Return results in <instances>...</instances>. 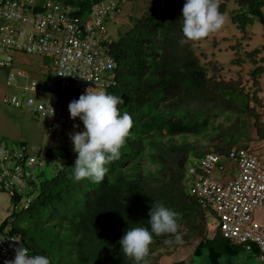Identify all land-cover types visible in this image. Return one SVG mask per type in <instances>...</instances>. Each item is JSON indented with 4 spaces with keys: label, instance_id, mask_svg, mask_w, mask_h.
Wrapping results in <instances>:
<instances>
[{
    "label": "trees",
    "instance_id": "1",
    "mask_svg": "<svg viewBox=\"0 0 264 264\" xmlns=\"http://www.w3.org/2000/svg\"><path fill=\"white\" fill-rule=\"evenodd\" d=\"M48 1L69 8V15L78 22L90 19L93 6L102 2L46 0L43 4L41 0H34L24 8L28 7L30 13L42 12ZM185 2H152L145 14L135 18L132 27L118 40H112L108 47L116 67L105 91L123 99L124 104L118 108L121 115L130 114L133 127L121 149L120 159L107 165L109 173L102 182L74 179L78 154L72 151L71 145L54 147L50 140L39 148H46V165L53 163L58 167L56 176L43 179L42 166L29 167L27 157L17 156L23 148L34 147L19 142L15 148H8L3 160H11L24 173L32 174L26 178V185L32 189L30 196L35 194L36 197L29 198L23 211L28 212L34 228L39 229L48 242V252L39 250L36 245L32 247L27 243L25 231L11 227L7 234L16 236L29 250V255L46 256L50 264H135L132 258L124 256L119 241L128 228L145 226L150 230L148 214L157 201L179 213L181 242L177 243L173 235H154L146 258L148 264H159L172 253L153 256L155 252L198 239L193 255L201 257L208 250L212 264H218L223 252L234 255L237 250L243 251L224 239L217 227H209V216L214 214L191 195L187 170L209 153H227L235 147L259 156L249 143L254 140L250 135V122L256 129L258 142L264 141V104L260 96L264 47L246 50L243 56L240 43L231 45L229 48L236 51L233 63L250 62L253 67L246 76L225 79L221 75L222 66L211 60L203 63L202 59L208 57L205 53H196L198 41L181 45ZM230 2L236 4L229 13L238 30L245 32L255 19L264 26V0H219V11L224 16ZM25 18L26 15L17 24L28 34L31 25L24 22ZM108 18L103 19L104 26ZM4 21L8 20L4 18ZM17 51L29 53L26 49ZM1 60H5L2 54ZM9 67H13V59ZM55 69L52 64V72ZM32 83L36 82L25 86ZM22 88L24 86L18 87L22 95L12 98L23 101L32 95L37 100L43 99L40 95L23 92ZM5 104L30 110L16 107L11 99ZM65 115L66 112L62 113L63 117ZM220 118L222 120L218 121ZM44 119L47 127L49 123ZM67 119L70 121L68 116ZM75 121L72 119L64 125L60 133L69 135ZM201 141H206L207 145L203 146ZM37 169L41 171L39 175L35 174ZM17 188L20 187L15 186L10 191L13 200L20 203L22 196L17 194ZM6 227L7 220L0 230L4 233ZM42 228L44 230H40ZM35 239H31L32 242ZM170 264H187V261L179 259Z\"/></svg>",
    "mask_w": 264,
    "mask_h": 264
},
{
    "label": "built area",
    "instance_id": "2",
    "mask_svg": "<svg viewBox=\"0 0 264 264\" xmlns=\"http://www.w3.org/2000/svg\"><path fill=\"white\" fill-rule=\"evenodd\" d=\"M33 3L34 0H22L20 3L0 0V54L5 58L0 65L10 66L13 50L26 49L29 53L47 55L56 66L53 72L51 70L47 83L52 91L40 94L37 84L32 83L24 86L22 91L40 95L45 102L31 95L23 101L17 97H6L5 103L11 99L16 107L23 106L40 113L49 123L47 142L51 140L54 147L68 144L74 149L70 134L77 131L73 130L67 136L60 134L68 123L62 116L61 96L68 90L79 93L91 86L105 91L110 84L116 63L109 54L112 39L106 38L103 19L115 17L125 0H102L93 6L90 19L84 22L74 20L68 10L51 1L47 2L44 11L30 13L24 5ZM25 15L24 22L31 25L28 34L17 24ZM4 18L11 22L4 21ZM55 34L60 38L57 39ZM17 75L24 77L25 73L20 70ZM9 80H16V75L10 74ZM80 131L83 132V127ZM46 154V148L38 150V153L23 148L17 156L27 157V165L31 167L44 166ZM15 164L11 160L0 162V190L8 191L15 186L23 188L26 178L32 175L30 171L24 173ZM187 174L191 181V195L215 215L217 228L224 239L244 252L255 253L264 263V161L249 150L235 147L227 153L207 154L196 165L189 166ZM216 175L223 180H218ZM21 244L16 236L0 230V264L14 259L13 249L21 247Z\"/></svg>",
    "mask_w": 264,
    "mask_h": 264
},
{
    "label": "rangeland",
    "instance_id": "3",
    "mask_svg": "<svg viewBox=\"0 0 264 264\" xmlns=\"http://www.w3.org/2000/svg\"><path fill=\"white\" fill-rule=\"evenodd\" d=\"M43 4L46 0H41ZM125 4L120 8L115 17L108 18L105 22V29L107 31V37L112 40H118L124 33H126L133 25V20L137 17H141L145 14L148 6L156 0H125ZM236 8L234 2H230L225 14L226 23L224 26L210 34L208 37L198 41L195 45L196 53L202 55L205 53L208 59H202L205 61H211L220 63L223 67L221 75L229 80L237 78L241 74L247 75L250 63L244 62L236 65L233 63L234 57H236V51L234 48H229L231 44H241V54L244 56L246 50H253L255 48L264 47V26L255 19L252 25L246 28L245 32L238 30V28L231 21L230 11ZM70 11V9H67ZM264 11V9H263ZM13 56V67H0V161H3L6 152L9 149L15 148L19 142L29 144V147H34L38 150L43 144H46L47 134L45 130V119L41 114L34 113L28 109H18L5 104L6 97L21 96L18 93V87H23L29 84L31 81L36 82L39 89H44L45 83L48 80V70L51 65L50 58L46 55H38L36 53H26L23 51L11 52ZM25 71V77H19L17 72ZM15 74L16 81H10L9 75ZM90 91H100L98 87H87ZM80 89V87H79ZM81 90L80 94H74L66 99V108L73 100H78L80 95L86 94V90ZM264 95V90H263ZM24 98V97H23ZM71 120L70 115H67ZM264 118V117H263ZM220 118L218 121H221ZM77 123V122H76ZM75 123V124H76ZM253 122H250V135L254 139L249 143L251 147L257 149L258 157L264 161V141L258 142V136L256 129L253 127ZM74 124V125H75ZM203 146L207 145L206 141H201ZM261 148V149H260ZM255 149V150H256ZM45 172V176L41 178H52L57 175V166L53 163L45 164L41 167ZM40 169L35 171L36 175L40 174ZM218 180H223L219 175H216ZM17 194L22 196L21 202L16 203L13 200V196L10 190H0V227L2 223L7 220L8 227L4 229V233L9 232L11 227H19L25 231L24 238L27 243L34 247L36 245L39 250H46L45 242L46 236L40 235L41 231L34 228V224L31 223L28 218V212L23 211V208L29 198H33L30 192L32 189L25 185L23 188H17ZM15 215L13 216V214ZM262 217H260L261 219ZM15 220V222H14ZM218 221L214 215L209 216V227L215 229ZM43 226L40 224V227ZM44 230V228L40 229ZM22 238V237H21ZM35 239L32 242L31 239ZM44 238V239H43ZM199 239L196 241L182 242L179 246H170L168 250L157 251L153 256H159L162 253H171L168 257L161 259L159 264H170L184 259L187 264H212V260L208 255V250L201 257L193 255L195 246L198 244ZM168 251V252H167ZM163 255V254H162ZM161 258V257H159ZM218 264H264L261 262L255 253H248L241 250H237L236 254H229L223 252L218 258Z\"/></svg>",
    "mask_w": 264,
    "mask_h": 264
},
{
    "label": "clouds",
    "instance_id": "4",
    "mask_svg": "<svg viewBox=\"0 0 264 264\" xmlns=\"http://www.w3.org/2000/svg\"><path fill=\"white\" fill-rule=\"evenodd\" d=\"M182 18L181 45L200 41L220 30L226 23V17L219 11V0H186L182 9ZM55 37L59 39L60 35L55 34ZM52 63L49 66L48 80L44 89L37 88L40 94H49L52 91L47 86ZM80 93L68 90L65 95L61 96L62 113L66 112L64 117L68 121L67 115H70L71 120L76 119L75 123L77 122L74 125V130L77 132L70 134L74 146L72 151L78 154L74 164V179L76 181L89 179L93 183H100L109 173L107 165L120 159L121 149L133 127V120L127 112L122 115L120 113L118 105L124 104L123 99L120 96L108 94L104 90L90 91V88L87 89L86 94L70 102L69 110H67L66 99ZM39 101L45 102V99ZM80 127H83V132L80 131ZM45 130L47 134L46 123ZM32 149L34 153H38L39 149ZM148 215L150 216L148 221L150 230L145 226L128 228L119 241L124 256L132 258L135 264H148L146 258L149 255L150 245L154 242V235H173L177 243L181 242V235L178 231L179 213L166 207L163 202L157 201L152 205ZM11 240L19 243L15 239ZM13 250L14 259L6 260L5 264H50L46 256L29 255V250L22 244L21 247Z\"/></svg>",
    "mask_w": 264,
    "mask_h": 264
},
{
    "label": "crops",
    "instance_id": "5",
    "mask_svg": "<svg viewBox=\"0 0 264 264\" xmlns=\"http://www.w3.org/2000/svg\"><path fill=\"white\" fill-rule=\"evenodd\" d=\"M231 45H233V44H231ZM230 45V46H231ZM256 49V48H255ZM254 50V49H253ZM249 51H251V50H249ZM236 54V53H235ZM235 58V57H234ZM210 60H213V59H210ZM219 66H221L220 65V63L219 62H217L216 60H214ZM248 64L250 63V62H247ZM253 66H252V64L250 63V68H249V70L252 68ZM261 86H262V91H261V94H260V96L262 97V99H263V104H264V95H263V90H264V76H262V78H261ZM264 117V116H263ZM263 120H264V118H263Z\"/></svg>",
    "mask_w": 264,
    "mask_h": 264
},
{
    "label": "bare ground",
    "instance_id": "6",
    "mask_svg": "<svg viewBox=\"0 0 264 264\" xmlns=\"http://www.w3.org/2000/svg\"><path fill=\"white\" fill-rule=\"evenodd\" d=\"M65 132V131H64ZM61 134V133H60Z\"/></svg>",
    "mask_w": 264,
    "mask_h": 264
}]
</instances>
